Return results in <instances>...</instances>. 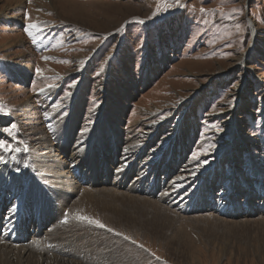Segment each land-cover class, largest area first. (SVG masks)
Masks as SVG:
<instances>
[{
	"label": "rangeland",
	"instance_id": "obj_1",
	"mask_svg": "<svg viewBox=\"0 0 264 264\" xmlns=\"http://www.w3.org/2000/svg\"><path fill=\"white\" fill-rule=\"evenodd\" d=\"M180 2L183 7H176L174 0H0V130L4 134L0 140L22 149L18 153L0 150V187L13 185L14 175L17 193L25 183L28 217H34L35 227L40 224L38 234L32 237L36 234L30 228L32 219H22L31 220V224L29 236L18 247L9 244L16 234L1 237L0 233L1 260L6 247L8 251L20 246L25 253L59 259L51 257L49 264H264V213L229 219L215 211L187 213L168 205L174 211L160 214L141 205L124 209L113 202L121 218L107 226L149 251L74 219L63 224L66 211L91 216L87 213L90 206L80 204L79 199L83 200V193L96 190L87 184L73 188L65 183L57 189L53 184L60 178L58 168L54 175L49 166L37 161L35 152L41 151L43 141L66 149L74 145L83 148L87 136L98 133L95 129L104 118L113 120L112 129L119 136L115 148L118 158H126L123 148L129 147L127 163L138 155V147L145 146L141 142L143 130H153L170 120L168 131L161 128L148 147L147 154L154 156L153 151L164 148V138H169L175 125L185 118L189 122L185 127L188 139L182 138L186 148L172 174L165 176L168 181L181 175L188 182L186 189L195 188L201 178L189 179V175L210 168L218 154L227 153L232 140L240 145L235 153L238 173L251 181L255 172L264 173V0ZM64 4L74 9L68 11ZM201 7L205 13L200 12ZM234 8L241 11L233 13ZM12 14L18 17L10 19ZM30 22L42 29L34 33L38 37L35 44L25 32ZM252 29L256 39L250 47ZM244 53L246 69L238 64ZM37 68L42 75H37ZM49 84L54 86L48 88ZM232 115L243 117L240 127L236 125L240 135L234 137L227 127ZM74 116L76 122L71 125ZM7 117L13 120L2 125ZM12 124L17 127L10 136L4 129ZM146 124L148 128L143 129ZM85 128L88 131L81 134ZM104 136L111 151L112 137ZM25 145L27 151H23ZM194 152L201 153L197 159H193ZM5 162H11L9 172L2 166ZM67 165L71 175L66 183H71V178L78 181L80 171H74L75 164L69 158ZM221 167L228 172V165ZM22 169L25 175L21 177ZM135 174L130 173L128 180ZM254 180V191L264 195V184ZM229 181L218 178L213 187L216 197L229 195ZM107 187L104 196H119L118 189ZM68 194L69 199H64ZM259 197H254L256 203H261ZM245 198L241 196L238 201L242 203ZM96 209L99 215L110 217L113 207ZM67 238L73 243L65 241ZM5 263L17 264L9 257Z\"/></svg>",
	"mask_w": 264,
	"mask_h": 264
},
{
	"label": "bare ground",
	"instance_id": "obj_2",
	"mask_svg": "<svg viewBox=\"0 0 264 264\" xmlns=\"http://www.w3.org/2000/svg\"><path fill=\"white\" fill-rule=\"evenodd\" d=\"M69 5L71 4H64L63 6L66 7L68 11L73 10L74 7L69 6ZM7 9L8 7L5 8V10H2L3 16H6ZM17 17H18L17 15H13L10 17V19L17 18ZM251 38L252 39H251L250 47L253 46L255 39H256L253 29H252ZM245 57H246V54L244 53L242 59L238 63L239 66H243L244 69L247 68V67H244ZM13 71L15 72L14 69ZM17 77L21 78L20 74H17ZM23 80L26 81L27 78ZM242 118L238 116L236 118L233 115L231 116L229 123H227L228 124L227 127L230 128L228 131V134L232 133L231 137H234V134L236 133L240 135V133H238L236 128L240 127L239 125L241 123ZM75 119H76V116L70 119L71 125H73V123L76 122ZM236 119H237V122H236ZM12 120L13 119L9 117L4 118L2 119V125L3 123L4 124L9 123ZM112 121L113 120L111 119L104 118L103 123L100 126H98L97 129H95L96 131H98L99 135L98 133L95 134L94 132H92L93 133L92 136H89V137L87 136L86 141L83 144L84 146L81 149H76L77 145L70 146V149H66L64 147H56L51 141L50 142L43 141L41 143V151L37 150L38 152L37 151L35 152L39 157V159L37 158V161L43 162L44 163L43 166L45 164L49 166L51 174L54 173L55 175L56 171L54 172L53 170L58 168V172L56 173L58 174L60 178L57 179L58 183L53 184L55 188L57 189L61 188L63 183H65L64 184L65 186H67L68 184L72 185L73 188H78V186L82 184H87V186L89 187H94L93 189L96 190L95 193L85 192L83 193V198H82L84 201L80 199L79 201H80V204H82L83 202H86V204H88L91 208L89 209L87 207L88 208L87 213L91 215L92 217L100 218L101 221L105 225H109L111 224V222H115V221L119 222L118 220H120L121 218L120 211L118 208L114 207L116 205V204L114 205V203H117L119 206H121L124 209L126 208L130 209L132 207L141 205L150 211L153 210L154 212L156 213L159 212L160 214L169 213L173 210L174 207H179V209L187 213L191 211L200 212V213L201 211L202 212L203 211H210V212L215 211L219 215L227 216L229 219H235L238 216L249 217L254 214L258 215V214L264 213V204L259 205L264 202V195L261 192L258 193L257 191H254V185H256V182L254 179H256L259 182V184H264V175H263L264 173L262 174V172H255L254 174L255 177L253 179L254 181L246 179L242 173H238L236 169V165L238 164V162L236 161L235 153L237 152V147L240 145L235 144L233 140L231 141V144L230 143L228 144L229 146L227 149V153L223 155L218 154V157L215 158L214 161H212V165H210L211 166L210 168L206 167V168H203V170L200 172L197 170L196 174L192 173V175L191 174L189 175V179H192L195 176L201 179L199 181V185H197L195 188L194 187L189 188L188 190V188L186 189V187L188 186V182L184 181L183 176L176 175V177L174 178L172 177L170 181H168V178L165 177L169 173L173 172L175 164L180 163L181 161L182 152L184 148H186V145L184 144V142H182L183 141L182 138L188 139V136L186 135L187 131L185 129V127L189 124L188 119L183 118L179 124L175 125L173 133L170 135V137L166 139L164 138V148H158L157 151L159 152L157 153H154L153 151L154 156H150L151 153L147 154L148 147L150 146L151 141L156 137L157 133L159 132L161 128H164V132L168 131L170 120L165 121L164 125H160V124L156 125L155 126L156 128H154L153 130L152 128L144 129V128H148V124L144 125L143 127L144 130L141 136L142 138L141 142L142 143L145 142V146L138 147L136 149V154L138 155L137 156L135 155L133 157L135 159H132L131 162H128V163L126 162V160L128 158L127 156L129 155V153L126 150L129 151V147L123 148V149H126V150H123L124 152L123 155H125L126 158L124 157L118 158L115 148L118 147L119 145V140H118L119 136L116 133V131L112 129V126H113ZM42 131L44 133V130ZM2 133H3L2 130H0V136L4 135ZM104 133L105 134L107 133V135H110V137H112L111 142L113 144V147L111 148V151L108 150ZM69 135L70 134H68V136ZM44 137H47V136L45 135ZM242 143H244V141ZM124 144L128 145L129 142H125ZM172 145L176 147H173ZM58 148H61L62 152H59L60 149ZM162 150L164 154L161 155V153H163ZM94 152H96L97 154L96 156ZM67 158H69L73 162V165L75 164L73 167L74 171L77 172L79 170L81 173L80 177L78 178L79 179L78 181L71 178V180L69 181L71 183H66L68 182L69 176L71 175L70 171L67 169L68 168ZM58 162H60L62 166L61 165L58 166ZM223 163L228 165V172L226 173L223 171L221 167ZM2 166H4L5 169L9 172L10 167H11V162H5L4 164H2ZM217 166L221 167L222 170L215 171L216 170L215 167ZM112 167L113 169L117 170V172H114ZM143 167L145 168L144 171L141 170V168ZM118 169L120 170L118 171ZM46 172L49 176L50 173L47 170ZM132 172H136V174H135V177L129 181L128 176ZM24 173H25V169H22L20 171V176L22 177L23 175H25ZM150 173H151L152 179L149 178ZM204 177L206 178L205 180H204ZM222 177L229 179L231 181V186H230L231 191L228 196L222 193L221 195L216 197L215 193L213 192L215 190L213 187H214L215 182H217L218 178H222ZM13 178H14L13 185L10 186L8 184V185L0 187V233H1V237H2V234L3 236L8 235V234H10V236L11 234H16L15 238L11 239V243L9 244L13 246L14 245L17 246V244L19 243H25L26 241L25 237L29 236L28 235L29 232H27V230H30L28 228H29V224H31V220L26 221L25 219L24 221H22L23 218L32 219L33 223L31 224L30 228L32 229L31 231H33V229L35 230V232L33 231L34 233L39 231L40 224H38L37 226L38 228L35 227L36 221L34 217H30V218L28 217V213H29L28 212V197L26 196L27 195L26 194L27 185H25V183H22L20 185L21 186L20 193H17L18 189H16L15 183H18L17 182L18 179L16 175H14ZM22 181L24 180L22 179ZM107 186H110L111 189L113 188V190L118 189L116 191L119 192L118 193L119 196L117 195L116 196L113 195L114 197L110 196L112 199H110L109 196H106V195L104 196L102 193H105V192L103 191L107 192V190H109V187ZM182 191L183 193L180 194V192ZM256 194L260 195L258 199L259 201H261V203L260 202L256 203L254 201L256 199L254 198L256 197ZM241 196H246L245 200L242 203L238 201V198ZM68 197H70V194L64 197V199H69ZM192 197L193 199L195 197V199L192 200ZM216 198H218V200ZM86 199L87 201H85ZM206 200H208L207 203H206ZM109 201H110L109 203L110 206L107 205V207L108 208L113 207V210L109 209L111 210L109 211V214L112 215L113 220L112 218H110L111 215L110 217L109 215L104 216L106 214L105 213L104 215L101 216L99 215V211L98 213L96 212L97 207L101 209L102 207L107 208L106 202H109ZM111 202L112 203L114 202L113 205H111ZM168 205L173 206V208H169ZM79 207L80 206H76V208H79ZM174 209L178 210L176 208ZM148 210L146 213H148ZM37 234L38 233L33 234L32 237H36ZM65 241H68L69 243L70 242L73 243V239H70V238H67ZM15 247L14 249L12 248L8 249V251L6 247L5 249L6 251H4L3 258L1 254L2 260L0 259V261L3 262V264H6L5 261L6 259H8V257L10 258L11 261L15 260L17 264H23V263L28 262L29 260H31L30 264H36L37 262L35 260H39L38 264H43L44 262H45L44 264H49L51 262V257L56 258L54 256H51L48 258V256L30 254L28 250H27L28 253H25L26 249L25 250L23 248L19 249L20 246L18 249L17 248L15 249ZM35 247L36 245H34V248ZM28 248H31V247H28ZM1 251H3V249ZM1 251L0 253H2ZM83 251H86V250H83ZM33 258L35 259L34 261H33Z\"/></svg>",
	"mask_w": 264,
	"mask_h": 264
},
{
	"label": "snow or ice",
	"instance_id": "obj_3",
	"mask_svg": "<svg viewBox=\"0 0 264 264\" xmlns=\"http://www.w3.org/2000/svg\"><path fill=\"white\" fill-rule=\"evenodd\" d=\"M29 2H31V0H29ZM174 3H175V6L176 7H183V5L181 4L180 0H174ZM168 7L171 8V7H173V5L172 4H169ZM165 10H167V9H165ZM240 11L241 10L238 9V8L232 9V12L233 13H239ZM200 12L201 13H205L206 10L203 7H201L200 8ZM156 14L157 13L154 12L152 15L155 16ZM25 16H26V18H29L30 19V17L27 16V13L25 14ZM138 22L141 23V24L144 23L143 20H139ZM236 27L239 30L240 25L237 24ZM41 30L42 29L39 27V24L36 23V22H30L27 25V27L25 28V32H26V34L29 37L32 38V43L33 44H35L36 43V40L38 39V37L34 33L35 32H39ZM58 43L62 44L63 41H58ZM53 47H56V45H53ZM42 59L48 60L49 57H42ZM61 62L62 63H68V61H61ZM83 63L84 62L81 61V64H83ZM101 71H103V67H101ZM36 72H37V75H42V72H41V70L39 68L36 69ZM97 75H99V73H97ZM57 78L59 79V77H57ZM74 85H75V81L73 82V84L69 85V87H72ZM53 86L54 85L49 84L47 87L48 88H51ZM40 91H44V89H41ZM66 95H68V94L66 93ZM229 103H230V101H229ZM54 107H58V106L57 105H54ZM16 127L17 126L15 124H12L10 126V128H5L4 131L6 133H8V135L11 136L13 134V130L16 129ZM213 127H216V126H213ZM87 131H88V129L85 128V129L82 130V133L81 134H83L84 132H87ZM18 143H22V142H18ZM209 147H214V145H209ZM0 150H2L3 152H17L18 153L22 149L20 147H13L10 143H7L6 141L0 140ZM27 150H28L27 145H25L24 148H23V151H27ZM200 154L201 153H199V152H194L193 153V159H197ZM2 160H3V157H0V161H2ZM119 170L120 169H118V171ZM63 216H64V218L61 221V223H63V224H68L69 221H70V219H74L75 221H77L79 223H86V224L91 225V226H94V227H96L98 229H102V230H104V231H106L108 233H111L114 236L121 237L123 240L130 241L132 244H136L137 247H139L141 249H144V251H149L148 249L144 248V245L143 244H137V242L135 240H133L131 237H129L127 235H124L122 232L115 231L112 227H108L107 225H105L104 223H102L99 219H95V218H93L91 216H88V215H83L80 212L70 213V212H67L66 211V212L63 213ZM109 251H111V250H109ZM150 254L152 256H154L156 260H160V257L159 256H156L155 253H150ZM114 264H115V262H114ZM165 264H166V262H165Z\"/></svg>",
	"mask_w": 264,
	"mask_h": 264
}]
</instances>
